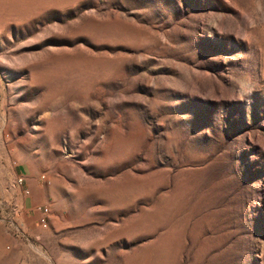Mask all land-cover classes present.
<instances>
[{"label": "rangeland", "instance_id": "obj_1", "mask_svg": "<svg viewBox=\"0 0 264 264\" xmlns=\"http://www.w3.org/2000/svg\"><path fill=\"white\" fill-rule=\"evenodd\" d=\"M0 264H264V0H0Z\"/></svg>", "mask_w": 264, "mask_h": 264}, {"label": "built area", "instance_id": "obj_2", "mask_svg": "<svg viewBox=\"0 0 264 264\" xmlns=\"http://www.w3.org/2000/svg\"><path fill=\"white\" fill-rule=\"evenodd\" d=\"M19 182L22 183V182H23V178H20V179H19Z\"/></svg>", "mask_w": 264, "mask_h": 264}]
</instances>
